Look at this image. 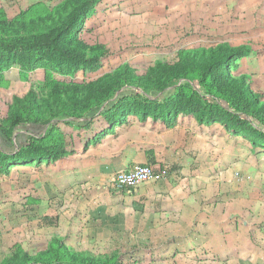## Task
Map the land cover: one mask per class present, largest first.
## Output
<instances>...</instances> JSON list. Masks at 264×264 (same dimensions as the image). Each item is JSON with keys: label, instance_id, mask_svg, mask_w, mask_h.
Masks as SVG:
<instances>
[{"label": "rangeland", "instance_id": "rangeland-1", "mask_svg": "<svg viewBox=\"0 0 264 264\" xmlns=\"http://www.w3.org/2000/svg\"><path fill=\"white\" fill-rule=\"evenodd\" d=\"M67 1L0 0V10L5 18L28 20L64 12ZM85 23L100 48L109 50L107 63L94 71H72L46 60L29 68L10 64L1 68L0 100L22 97L33 86L46 97L54 83L77 85L83 94L125 63L139 70L177 52L229 43L252 45L230 72L248 76L252 90L264 92V0H94ZM178 120L174 128L184 129L179 140L189 174L141 188H172L168 201L165 191L152 190L157 196L149 201L141 193L131 198L112 189L108 178L84 175L74 165L89 146L58 160L10 162L0 172V261L47 249L56 235L95 256L111 253L129 262L147 256L158 264H264V146L218 122ZM129 126L135 150L153 145V127ZM113 144L127 150L124 143Z\"/></svg>", "mask_w": 264, "mask_h": 264}, {"label": "trees", "instance_id": "trees-1", "mask_svg": "<svg viewBox=\"0 0 264 264\" xmlns=\"http://www.w3.org/2000/svg\"><path fill=\"white\" fill-rule=\"evenodd\" d=\"M66 3L69 6L64 12L38 14L28 20L24 15L5 18L0 10V72L13 63L29 68L42 60L72 71L99 70L108 62L109 50L100 48L85 23L94 0ZM251 50L250 43H229L177 52L139 70L125 63L83 94L77 85L59 88L54 83L46 97L33 86L22 97L2 99L0 172L10 162L72 156L101 142L107 134H122L132 122L147 123L160 133L179 124L178 116L218 122L250 143L264 146V92L252 90L248 76L236 78L230 72L234 61ZM145 155L142 165L154 171L165 169L166 178L173 172L174 167L155 162L152 149H146ZM138 187L120 191L132 194ZM48 245L33 255L16 253L0 264H158L147 256L144 261L130 262L111 253L95 256L56 235Z\"/></svg>", "mask_w": 264, "mask_h": 264}, {"label": "crops", "instance_id": "crops-1", "mask_svg": "<svg viewBox=\"0 0 264 264\" xmlns=\"http://www.w3.org/2000/svg\"><path fill=\"white\" fill-rule=\"evenodd\" d=\"M183 132V128L180 127L175 129L173 127L160 133H153V135L155 136V142L153 143V145H147L146 148L137 151L133 148L132 145V141H134L135 139V134L132 130V127L129 126V128H127V130L122 134H107L101 142L94 145L97 148L95 150H89L91 149L90 146H92L89 145L87 152L84 151L81 154V162L77 163V165L75 164L74 166L78 167L84 175L101 176L103 179L108 178L109 180V178L119 170H125L135 165L145 163L147 159L145 150L152 149L156 163L168 166L174 165L180 168L179 171L177 170V172L173 171L170 174V178H173L180 173H184L187 175L189 174L188 168H190L189 166H187L189 165V161L184 158L185 156L182 152V150H184L183 141L179 140L184 138ZM175 140H179V143H176ZM114 142H117V144L119 145H121L122 143L126 144L125 148L127 150H121L123 146H113ZM164 183L169 184L167 181H165ZM141 188L142 186L138 187V189H135L131 194L132 196L129 195V197L133 198L141 193L145 194L144 197H146L149 201L157 196L151 193L153 192L152 190H154V193H157V191L159 193L165 191V193L167 194L168 192V194L165 195V199L167 201L173 195V193H171L172 188L168 189L162 188V186H155L149 191H142ZM156 199L159 200L158 197ZM230 214L231 213L229 212L228 215ZM231 215H233L234 217L235 214Z\"/></svg>", "mask_w": 264, "mask_h": 264}, {"label": "built area", "instance_id": "built-area-1", "mask_svg": "<svg viewBox=\"0 0 264 264\" xmlns=\"http://www.w3.org/2000/svg\"><path fill=\"white\" fill-rule=\"evenodd\" d=\"M166 177L165 169L154 171L147 165L138 164L115 172L108 181L112 189L120 190L123 187L135 188L143 183L164 181Z\"/></svg>", "mask_w": 264, "mask_h": 264}]
</instances>
